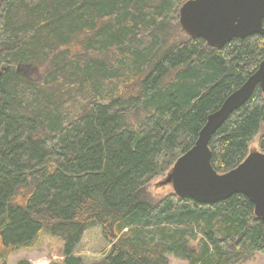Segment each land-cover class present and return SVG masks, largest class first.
I'll list each match as a JSON object with an SVG mask.
<instances>
[{
  "label": "trees",
  "instance_id": "trees-1",
  "mask_svg": "<svg viewBox=\"0 0 264 264\" xmlns=\"http://www.w3.org/2000/svg\"><path fill=\"white\" fill-rule=\"evenodd\" d=\"M181 3L0 0L1 264L52 248L62 260L50 264H244L264 254V220L246 195L212 204L148 191L264 59L263 34L221 48L178 37ZM15 62L46 70L53 98L31 93ZM62 86L94 95L68 121ZM254 142L264 152L259 85L212 136L214 169L237 167Z\"/></svg>",
  "mask_w": 264,
  "mask_h": 264
},
{
  "label": "water",
  "instance_id": "water-1",
  "mask_svg": "<svg viewBox=\"0 0 264 264\" xmlns=\"http://www.w3.org/2000/svg\"><path fill=\"white\" fill-rule=\"evenodd\" d=\"M264 0H188L180 8V25L189 36L202 37L221 48L233 38L264 35ZM24 64H19L17 72ZM3 74L0 65V81ZM264 92V59L246 82L211 113L195 144L175 162L169 181L174 193L201 203H217L234 194L246 195L255 214L264 220V152H250L234 169L220 174L211 163L209 143L228 117L252 96L256 86Z\"/></svg>",
  "mask_w": 264,
  "mask_h": 264
},
{
  "label": "rangeland",
  "instance_id": "rangeland-1",
  "mask_svg": "<svg viewBox=\"0 0 264 264\" xmlns=\"http://www.w3.org/2000/svg\"><path fill=\"white\" fill-rule=\"evenodd\" d=\"M183 1L184 0H180V3ZM178 16H179V12H178ZM176 22H177V28H179V31L181 34L178 37H181L184 39L187 35L185 31H183V29L179 25V21L176 20ZM70 49L72 50V48ZM81 50L83 51L82 53H84L83 45L81 47ZM19 64L21 63L15 62L12 65V68L15 71H17ZM24 65H25L24 67L20 68V72H18L26 80V82L23 83L26 85L24 86L28 88L31 87V93L36 94L37 92H39V94L42 93L45 96L47 95L48 98H50V96H52L53 98L55 92L52 93V91H56V89L58 88V84H55V86L53 85V88H49V89L42 87V82H44L47 77V71L46 70L43 71L41 67H36L30 64H24ZM1 66L4 69L7 65L1 64ZM66 79H69V78L66 76ZM61 89H62V94L59 97H57L58 98L57 101H59L58 107H59V110L62 112L63 116L67 114L65 117H63L62 121L69 120L68 113L81 112L84 109V105L86 104L87 101H90V102L94 101V95H93V92L90 91V89H88L83 94H80L78 98L68 95V92H67L68 88H66L65 86L64 88L62 86ZM115 91L116 89H112L111 93H114ZM258 150L259 149H258L257 142L252 143L249 151L254 152ZM148 191H149L150 196L154 198V200H157L159 198H163L169 193L174 192V189H173L172 183L169 181L167 176H164L156 180H153L148 186ZM43 257L49 260V264L52 260H57V261L62 260V256L56 248H52L50 255L45 254L43 252L35 251V250L34 251L24 250V251H20L10 256L8 259V264H19L21 261H28L30 262V264H32L33 261L39 258H43ZM169 261H170V264H187L186 262L178 260L171 256L169 257ZM0 264H1V261H0ZM244 264H264V254H257L255 255L254 258L248 260Z\"/></svg>",
  "mask_w": 264,
  "mask_h": 264
},
{
  "label": "built area",
  "instance_id": "built-area-1",
  "mask_svg": "<svg viewBox=\"0 0 264 264\" xmlns=\"http://www.w3.org/2000/svg\"><path fill=\"white\" fill-rule=\"evenodd\" d=\"M32 264H49V260L43 257L33 261Z\"/></svg>",
  "mask_w": 264,
  "mask_h": 264
},
{
  "label": "flooded vegetation",
  "instance_id": "flooded-vegetation-1",
  "mask_svg": "<svg viewBox=\"0 0 264 264\" xmlns=\"http://www.w3.org/2000/svg\"><path fill=\"white\" fill-rule=\"evenodd\" d=\"M186 1H188V0H184L182 3H181V5L179 6V8H178V12H179V16H178V21H179V23H180V8L182 7V5L186 2ZM263 22H264V20H263ZM186 32V31H185ZM187 33V32H186ZM188 34V33H187ZM189 35V34H188ZM253 34H251V35H249V36H252ZM248 37V36H247ZM235 38H239V37H235ZM235 38H233V40L235 39ZM244 38H246V37H244Z\"/></svg>",
  "mask_w": 264,
  "mask_h": 264
}]
</instances>
